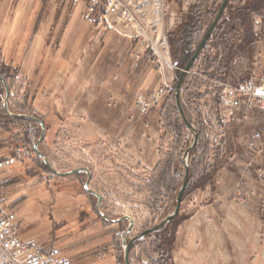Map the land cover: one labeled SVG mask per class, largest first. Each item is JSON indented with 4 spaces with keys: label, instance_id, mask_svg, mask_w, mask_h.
<instances>
[{
    "label": "rangeland",
    "instance_id": "1",
    "mask_svg": "<svg viewBox=\"0 0 264 264\" xmlns=\"http://www.w3.org/2000/svg\"><path fill=\"white\" fill-rule=\"evenodd\" d=\"M125 1L146 26L152 28L153 19H160L162 23L158 30L162 40L167 43L166 50L160 46L155 55L147 51L139 61H134L135 64L144 62L146 67L148 63H155L161 73L170 69L174 80L181 58L178 50L183 45L180 37L189 23L191 8L197 3L201 5L199 13L203 15L204 31L212 22L222 0ZM82 7V2L75 6L74 17L80 16ZM106 20L110 23L109 18ZM109 26L114 34L130 39V29L113 24ZM263 33L264 0H229L212 33L211 45L216 49H211L206 59L202 56V63L209 70L208 74L201 76L223 77L231 82L246 79L250 72L248 68L260 48L255 42H259ZM130 42L133 49L135 44ZM116 61L114 65L118 66L120 72L123 62L126 63L128 59H122L119 65V61ZM138 68L134 67L132 73L127 68L122 72L127 78L129 91L132 90L130 98H119V94L125 92V85L118 82L111 85V88L114 86L112 92L98 93L97 104L91 108L98 121L94 127L86 118L66 119L57 116L55 110L31 109L27 102L30 94L28 85L14 82V71L0 66L4 75L0 74L6 77L9 91L14 87L8 95L9 111L35 116L43 121L46 133L38 149L57 171L65 172L78 167L89 169V187L100 195L99 209L105 216L102 218L96 212L97 198L83 189L87 179L84 172L59 176L50 172L42 159L36 156L33 144L39 139L41 128L34 121L6 113L5 89L0 82L1 154H11L21 146L32 149L30 158L0 171L3 199L15 212L20 231L29 224L33 225L23 235L24 241L51 238L71 257L72 264H124L122 243L129 223L127 220H115L124 215L133 219L132 229L126 236L127 242L174 211L181 180L175 191H163L152 205L149 179L160 161L159 144L163 131L158 121L155 131L147 127L152 121L150 111L156 109L157 114V105L145 114L135 106L136 95L146 94L137 90L141 70ZM118 71H114V80ZM173 80L163 81L160 87L164 84L172 87ZM183 86L181 101H184ZM201 93L205 95L194 102L193 107L198 106L203 117L211 121L208 134L213 145L206 158L210 164L216 155L218 158L209 182L216 196H206L202 191L205 186L189 191L182 199L175 218L163 225L159 232L139 238L132 245L129 251L131 264H162V251L164 264H172L174 250L181 258H189L184 264H264V179L258 175L264 163L258 160L254 168L246 172L239 158V153L245 147L239 139V132L241 130L243 135L250 133L257 129V122H243L241 128L235 126L234 122L220 128L216 121L215 90L204 85ZM97 128L100 131H96ZM193 139V134L186 128V142L173 164L181 178L184 167L191 162L188 155L185 164L184 152L193 145ZM166 150L167 145H164L163 151ZM155 157L158 161L153 166L152 159ZM219 172L221 177L218 182ZM207 189L210 191V186ZM239 197L242 201H239ZM187 216L188 220L196 223L201 237L196 230L193 235L190 227L183 232L182 225ZM207 219L213 221L214 226L218 223L221 229L215 231V227L208 225ZM178 230L182 233L176 239Z\"/></svg>",
    "mask_w": 264,
    "mask_h": 264
},
{
    "label": "crops",
    "instance_id": "2",
    "mask_svg": "<svg viewBox=\"0 0 264 264\" xmlns=\"http://www.w3.org/2000/svg\"><path fill=\"white\" fill-rule=\"evenodd\" d=\"M81 2L83 3L81 14L74 17L75 6L69 9L68 4L62 0H0V66L14 71V82L28 85L30 94L27 96V102L31 109L44 110L45 108L46 112L55 110L57 116L66 119L69 117L74 120L75 118H86L96 127L98 122L95 119L96 113L91 108L97 104L98 93L112 92L114 86L111 88V85L118 82V84L125 85V92L119 94V98L122 100L130 98L132 90L129 91L126 76L122 73L126 70L125 68L132 73L133 68L139 66L138 69L141 70L136 86L138 91L145 93L155 91L163 81H172L173 72L166 69L161 73L155 63H148L146 67H144V62L135 64L131 39L114 34L110 27L102 21L103 18L96 25L86 22L82 17L84 1ZM161 23L160 19H153L151 22L152 27L158 32V26ZM261 35L259 42H255L260 45V48H257L258 53L248 68L250 72L246 79L257 78L264 74V33ZM211 41L203 52L204 58H207L206 55L211 49H216L214 45H211ZM202 56L197 65L202 63ZM122 59H128V61L123 62L119 72L118 66L114 64L118 60L119 65ZM114 71L119 72L116 80L112 78ZM189 74L201 78L197 67ZM13 89L14 87L11 88L10 93ZM38 105L43 108H39ZM150 116L152 121L147 127L155 131L156 127L158 128L156 109L150 111ZM250 121L257 122L258 126L261 124L259 115L244 113L238 116L235 126L241 128V123ZM96 131L100 129L97 128ZM241 132L240 130L239 139L245 147L243 146V152L239 153V158L243 171L247 172L251 167L254 168L258 160H263L264 163V146L258 154L250 153L246 147V135ZM256 146L259 147V143L256 142ZM9 155L1 154L0 151V160ZM152 161L154 166L158 161L157 157ZM220 172L218 182L221 177ZM207 186H210V191ZM202 191L211 198L216 196L209 182ZM188 218L187 216L184 219L182 225L184 230H182L187 231L190 227L192 234L195 235L194 231L198 226ZM207 220L209 226L215 227V231L221 229L218 223L214 226L213 221ZM31 227L33 225L29 224L26 229L20 231L22 241H24L23 235L27 234ZM196 232L201 237L199 231L196 230ZM180 233H182L181 230L176 231V237ZM189 234L190 232L187 235ZM37 239L24 242H35L46 247L55 246L61 253L66 254V251L51 238ZM184 261H189V258L186 256L181 258L174 250L172 264H184Z\"/></svg>",
    "mask_w": 264,
    "mask_h": 264
},
{
    "label": "built area",
    "instance_id": "3",
    "mask_svg": "<svg viewBox=\"0 0 264 264\" xmlns=\"http://www.w3.org/2000/svg\"><path fill=\"white\" fill-rule=\"evenodd\" d=\"M69 7L84 1L83 19L96 25L102 18H109L110 24L130 29V39L135 44L133 59L139 61L147 51L154 55L159 47L167 49V43L156 28L148 27L136 15L131 5L125 0H63ZM147 57V55H146ZM191 73V70L188 72ZM205 85L215 90L216 121L220 128L228 127L236 122L244 113L259 115L261 124L257 129L246 134V147L252 154H258L264 146V74L257 78H248L231 82L222 77L201 76ZM172 89L164 84L156 91L135 97V106L142 113H147ZM259 143V147L256 146ZM32 149L25 146L16 147L5 159L0 160V171L6 167L30 158ZM186 164L187 157H184ZM258 175L264 179V166ZM240 195V194H239ZM239 201L242 198L239 197ZM0 264H72L71 257L55 247H46L35 242H24L20 239V229L15 212L7 206L3 199L0 179Z\"/></svg>",
    "mask_w": 264,
    "mask_h": 264
},
{
    "label": "trees",
    "instance_id": "4",
    "mask_svg": "<svg viewBox=\"0 0 264 264\" xmlns=\"http://www.w3.org/2000/svg\"><path fill=\"white\" fill-rule=\"evenodd\" d=\"M200 6L201 5L197 3L191 8L189 13V23L186 25L184 33L180 37V42H183V45L180 50H178V52L181 54V58L178 62L179 71L176 73V76L173 80L174 84H176L181 69L185 66L189 58L194 53L196 47L203 37L205 30L207 29L206 28L203 31V21H201L203 15L199 13ZM213 15L214 13H212V16ZM212 35L213 34H211V36L206 41L190 70L197 67L198 73L203 75L208 74L207 70H209V68L205 67L204 63L199 65H197V63L200 57L204 55L203 52L205 51L206 45L212 40ZM172 47L174 46L172 45ZM0 73L4 75V72L1 70ZM174 84L172 89L156 106L158 123L160 129L163 131V134L160 138L159 144L160 161L156 168L152 171L149 179L152 185V205L157 202L160 194L163 191L166 190L169 193L175 191L179 180H181L182 184L184 177L183 176L181 178L177 174V171L173 165L178 158V152L182 150L183 144L186 142L187 128L176 105ZM182 85H184V101H181V105L187 120L192 124V127L189 128V130L194 136V144L186 148V150H188V155L191 157V162L188 166V179L183 192V199L189 193V191L195 188H203L206 183L210 182L212 177L211 170L216 167L218 158L216 155L212 164H210L206 158L210 146L213 145L212 139L208 134V125H210L211 121L210 119L203 117V113L198 108V106L193 107L194 102L202 99L205 95L204 93H201V89L205 85V82L203 79L196 76H191L189 73H187L183 79ZM164 145H167L166 151H163ZM175 216H173L172 219L175 218ZM162 228L163 227L161 226L156 231L148 234L147 236L159 232ZM163 252L164 251H162V254ZM162 254L160 261L162 260L161 263L164 264L165 259L163 258Z\"/></svg>",
    "mask_w": 264,
    "mask_h": 264
},
{
    "label": "water",
    "instance_id": "5",
    "mask_svg": "<svg viewBox=\"0 0 264 264\" xmlns=\"http://www.w3.org/2000/svg\"><path fill=\"white\" fill-rule=\"evenodd\" d=\"M228 2H229V0H222L221 1L220 6H219V8H218V10H217L212 22L208 25L207 29L205 30V32L203 34V37L200 40L198 46L196 47L194 53L189 58V60L185 64V66L181 69L179 77H178L177 82L175 84L174 91H175L176 105H177V108L179 110L180 116L183 119V121H184L185 125L187 126V128H191L192 124L189 123V121L187 120V118H186V116L184 114L182 105H181L182 82H183V79L186 76V74L190 71L193 63L195 62V60L198 57L200 51L204 47L206 41L208 40V38L211 36V34L213 33L214 29L216 28V25L218 24V22H219V20H220V18L222 16V14H223V12L225 10V7H226ZM0 82L3 84L4 89H5L4 109H5L6 113L9 114L12 117H15V118H21V119L34 121L37 124H39V126L41 128V133H40L39 139L33 144V151L36 154V156L39 157L40 159H42V161H43L44 165L46 166V168L50 172H52V173H54L56 175L69 176V175L76 174V173H79V172H84L86 174V176H87V179H86V181L83 184V189H85L89 194H92V195H94L97 198L96 212L99 215H101L102 218H105V216L102 214V212L99 209V205L101 203L100 195L89 187V180H90V171H89V169L87 167H78V168L72 169L70 171H65V172L57 171L50 164V162L48 161L47 157L38 149V145L43 140V138L45 136V133H46L45 124L38 117L31 116V115H28V114H23V113H12V112H10L9 108H8V95H9L10 91H9V87H8V84H7L6 80H5V78L1 74H0ZM193 144H194V142H193ZM187 156H188V150H186L184 152V157H187ZM187 179H188V167L185 166L184 167L183 181H182V184H181V186H180V188H179V190L177 192V195H176V205H175L174 211L171 214L167 215L161 222L157 223L156 225H154L151 228H148V229H145V230L141 231L139 234H137L134 237H132L129 241L126 242L125 240H126L127 233L132 229L133 219L130 216L124 215V216L118 218L117 220H115L117 222L122 221V220H127L128 223H129L126 231L124 232V238H123V243H122L123 246H124V264H131V262L129 260V251H130V248L132 247V245L139 238L145 237L148 234L156 231L158 228H160L161 226L165 225L168 221H170L173 216L178 214L180 206H181V203H182L183 192H184L186 184H187ZM110 221H112V220H110Z\"/></svg>",
    "mask_w": 264,
    "mask_h": 264
},
{
    "label": "bare ground",
    "instance_id": "6",
    "mask_svg": "<svg viewBox=\"0 0 264 264\" xmlns=\"http://www.w3.org/2000/svg\"><path fill=\"white\" fill-rule=\"evenodd\" d=\"M102 21L105 22L109 26V22H108V20H106V18H103Z\"/></svg>",
    "mask_w": 264,
    "mask_h": 264
}]
</instances>
